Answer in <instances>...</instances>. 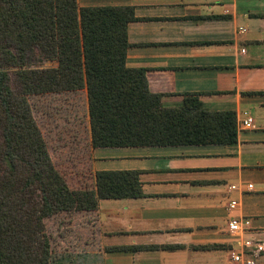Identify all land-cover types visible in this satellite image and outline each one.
Masks as SVG:
<instances>
[{
	"label": "crops",
	"instance_id": "obj_1",
	"mask_svg": "<svg viewBox=\"0 0 264 264\" xmlns=\"http://www.w3.org/2000/svg\"><path fill=\"white\" fill-rule=\"evenodd\" d=\"M82 1L133 10L126 64L145 69L164 107L195 93L208 111H234L237 125L233 145L93 148L87 113L89 160L74 178V189L92 190L95 200L77 211L83 256L96 264H235L237 252L264 264V0ZM125 170L139 173L140 197H95L97 171ZM234 219L241 229L233 234Z\"/></svg>",
	"mask_w": 264,
	"mask_h": 264
},
{
	"label": "trees",
	"instance_id": "obj_2",
	"mask_svg": "<svg viewBox=\"0 0 264 264\" xmlns=\"http://www.w3.org/2000/svg\"><path fill=\"white\" fill-rule=\"evenodd\" d=\"M133 20L130 7L0 0V100L21 97V110L0 104V264H50L44 210L95 207L92 190L58 175L25 98L85 92L93 148L237 142L234 111H208L195 93L164 107L145 69L127 66ZM138 174L97 171L95 197H140Z\"/></svg>",
	"mask_w": 264,
	"mask_h": 264
},
{
	"label": "rangeland",
	"instance_id": "obj_3",
	"mask_svg": "<svg viewBox=\"0 0 264 264\" xmlns=\"http://www.w3.org/2000/svg\"><path fill=\"white\" fill-rule=\"evenodd\" d=\"M83 3L82 0L78 1L79 6ZM55 65L53 62L45 64ZM23 101V107L28 106L36 119L53 167L65 179L69 188H77L74 178H80L85 173L89 160L84 92L31 96ZM0 104L7 109L21 110V97L3 99ZM86 184L88 186V181L80 185ZM53 207L48 206L43 212L46 233L51 243L50 264H96V261L91 262L90 257L82 254L83 249L79 244L81 215L77 208L68 211L64 205L61 210L54 211Z\"/></svg>",
	"mask_w": 264,
	"mask_h": 264
},
{
	"label": "built area",
	"instance_id": "obj_4",
	"mask_svg": "<svg viewBox=\"0 0 264 264\" xmlns=\"http://www.w3.org/2000/svg\"><path fill=\"white\" fill-rule=\"evenodd\" d=\"M251 118H247L243 120L242 127H250L251 125ZM228 228L231 233H237L241 229V222L234 219L228 223ZM261 247H258L260 249ZM232 260L235 264H253L252 260L245 259L241 253L234 252L232 254Z\"/></svg>",
	"mask_w": 264,
	"mask_h": 264
}]
</instances>
